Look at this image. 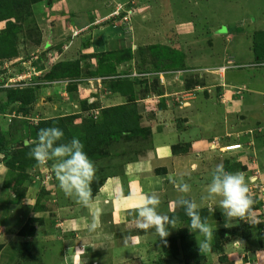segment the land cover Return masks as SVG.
<instances>
[{"label":"rangeland","instance_id":"rangeland-1","mask_svg":"<svg viewBox=\"0 0 264 264\" xmlns=\"http://www.w3.org/2000/svg\"><path fill=\"white\" fill-rule=\"evenodd\" d=\"M63 1L66 3L67 0H0V55L4 52V57L0 58V86L13 82L9 89L0 92L9 91V98L14 99L13 94L17 91L33 92L36 96L39 89L48 90L39 96L46 99L48 105L37 107L26 120L13 117L9 123L7 118L0 117V129H7V132H0V151L23 140L28 145L27 148L8 153V175L0 206L1 221L10 219L13 229L18 230L17 236L23 240L16 264H39V255L44 259L48 252L56 248L55 243L60 241V237L69 236L64 230L65 221L73 216L76 205L74 199L66 197L59 189L51 162L46 167H38L27 155L41 128L55 126L62 129L64 137L58 143H67L74 137L81 140L85 152L97 168V179L92 184L94 193L106 177L117 175L124 163L138 159L148 148V128L142 124V117L133 100L153 97L157 100V106L162 107L163 103L158 97L165 94L164 88L167 86L176 101L179 96H184L179 102L188 106L193 99L188 97V92L197 86L214 87L218 106L222 100L223 83L225 91H238L243 98L248 93L249 83L257 80L264 86V0H97V5L89 4L84 9L90 14L89 24L92 23V27L88 24L85 27L90 28L83 33L74 28L70 33L71 38L76 40L92 29L110 26L112 30L121 31L129 45L123 49L121 44H113L103 54L88 56L82 54L85 43L90 40L88 35L81 42L83 48L77 56L60 63L56 60L61 53L60 44L52 47L48 53L39 49L38 23L48 17L45 8ZM116 10L119 15L127 12L126 23L111 17ZM56 15L61 13L57 12ZM135 35L139 41L133 40ZM8 49L10 53L7 58ZM13 58L14 65H11ZM88 59L95 64L94 72L88 71ZM228 61L242 67L225 74L221 83L215 76L205 73V70ZM44 68L48 72L39 75L37 72ZM131 74L140 76L131 78ZM24 75V86L14 83ZM93 75L107 79L106 85L125 97V105L116 107L118 109H113L111 113L102 114L106 110L102 109L97 114L93 111L97 109V104L89 103L85 98L80 106L81 99L70 103L71 92L87 87V83L79 81ZM176 76L179 83L176 81L175 84L171 78ZM161 77L167 80L166 85L160 83ZM60 88L63 92H59ZM200 92H204V99L209 98L208 91ZM260 101V108L264 110V96ZM222 102L228 104L225 100ZM19 106L17 103V109L10 112L20 113ZM150 106H155V103ZM78 109L81 113L71 114L78 112ZM145 117L149 120L152 114ZM258 134L254 131L252 145L255 149H261L263 144ZM259 149L252 171L264 181V153ZM176 151L184 149L178 148ZM236 161V158L225 157V170L242 172L246 179L249 175L245 173L243 163ZM253 198L254 223L242 225L243 220H233L230 222L233 226L227 227V230L222 229L226 219L221 209H214L210 205L209 211L200 210L201 217L207 218L212 228L209 248L203 252L197 241L205 238L199 232L190 230L189 218L183 208H176L174 213L166 208L158 209L162 214L175 216L176 228H169L166 243L159 239L154 230L139 229L140 234L153 236L143 256V264H231L224 262L222 257L223 243L236 239L235 235L243 241L258 238L259 245L264 247V197L256 195ZM220 241H223L221 246ZM242 261L241 264L254 263V259L247 257Z\"/></svg>","mask_w":264,"mask_h":264},{"label":"crops","instance_id":"crops-1","mask_svg":"<svg viewBox=\"0 0 264 264\" xmlns=\"http://www.w3.org/2000/svg\"><path fill=\"white\" fill-rule=\"evenodd\" d=\"M71 1V4L67 0L66 3L63 1L59 5L51 4L48 9L45 8V11L48 10L46 11L48 17L38 23L41 40L39 49L43 53L52 51V47L60 44L62 49H60L61 53L56 60L66 63L67 59H74V56H77L78 51L83 48L81 42L84 38H88V35L90 40L85 43L86 48L83 49L82 54L100 55L113 44H121L122 48L126 49L125 47L129 45L126 36L118 29L112 30L108 25V27L92 29L79 39H72L70 33L74 28L83 33L86 28L92 27V23L89 24L90 14L84 9H87L89 4L97 5V0ZM57 12L61 15H56ZM59 18L61 20L57 21L56 19ZM88 24L89 26L85 27ZM79 27L84 28L78 29ZM133 40L139 41L136 35ZM88 60L90 62L87 64L89 65L88 71L94 72L95 64L92 62L93 60ZM11 65H14V58ZM23 65L25 66V64ZM47 72L48 70L44 68L37 73L45 75ZM160 79V83L166 85L167 80L163 77ZM171 79H174L175 84L179 81L177 76ZM20 81L25 82L26 75L19 76L16 82ZM80 82L87 83V87L85 90L76 88L74 92H71L70 103L73 104L76 99H81L80 106L82 99L85 98L89 103L97 104V109L93 110L97 114L102 109L125 105V97L121 93L111 90V87L106 85L107 79L93 75L80 80ZM11 83L13 82L0 86V90L9 89ZM223 87L220 98L227 101V105L223 104L221 100L217 106L214 87L204 88L208 91V99L202 97L204 92L197 93L186 107L179 106L174 94L167 90V86L164 88L165 94L158 97L163 103L162 107L157 106V100L153 97L133 100L136 110L142 117V124L149 131L148 148L138 159L124 163L117 175L106 177L102 181L93 193L94 207L91 210L78 204L74 205L73 216L65 221L64 230L69 236L62 239L60 237V241L55 243L56 248L48 252L44 259L39 255V264H143L145 260L143 256H145L148 243L153 236L142 235L138 232L135 209L139 203L140 195L144 193L157 194L161 200L159 209L166 208L167 211L173 212L169 205L179 194L176 192L172 180L183 177L185 182L191 185L188 197L201 204L200 210H208L210 205H213L214 209H220L218 207L219 198L216 203H213L209 200L201 201V196L206 195L205 189L211 182L213 169L217 164H223V159L227 156L236 158L237 163H243L245 173L249 175L246 181L253 196H262L253 191L252 182L263 185L264 181L259 175L255 176L256 173L252 171L255 164L254 159L258 154L257 149H259L257 146L255 149L252 144L253 134L256 131L259 133L258 139H262L263 142L259 150L262 154L264 153V110L260 108V99L264 96V86L257 80L249 83L248 93L244 98L238 91L236 93L225 91L224 83ZM46 91L48 90L39 89L35 96L37 103L32 109L27 110L28 115L13 110L10 112L11 109H17V103H15L6 113L7 115H0V117L7 118L9 123L14 118L26 120L29 118V114H34L37 107L48 105L46 99L39 97ZM59 92H63V89L60 88ZM6 94L5 91L0 92V107L7 102ZM241 96L242 98L239 99ZM152 103H155V106H150ZM236 103L238 106H235ZM79 113H81L79 109L78 112H71L72 115ZM150 114L152 117L147 120L145 116L149 117ZM75 122L74 125H76ZM3 131L7 132V129H0V132ZM211 142H217L219 148L240 145L242 151L229 154L211 151L209 149ZM19 143L21 142H15L14 145L18 146ZM178 148H183L184 151L175 152ZM251 155L253 158H250ZM7 175L6 159L0 152V206L1 201L4 200L3 186ZM96 209L100 210V226L96 231L90 232L88 225L91 222V214ZM245 223L246 221H243L241 224L246 225ZM232 226L233 224H231ZM227 227L229 226L224 225L222 229L227 230ZM16 231L13 229L10 219H5L2 222L0 218V264H16L17 262L23 240L17 236ZM235 236L236 239L230 240L229 243H226L228 241L223 243L224 262L241 264L242 259L247 257L254 259L253 264H264V247L259 245L258 238L254 240L251 237L249 241H243L239 239L240 237ZM221 242L223 241H220V246Z\"/></svg>","mask_w":264,"mask_h":264},{"label":"clouds","instance_id":"clouds-1","mask_svg":"<svg viewBox=\"0 0 264 264\" xmlns=\"http://www.w3.org/2000/svg\"><path fill=\"white\" fill-rule=\"evenodd\" d=\"M63 137L64 132L58 127L41 128L37 133V140L33 142L34 146L27 155L38 167H46L51 162L58 187L64 195L91 210L94 207L92 184L97 179L96 165L85 152L81 140L74 137L67 143H58ZM172 183L179 195L170 203V210L175 212L176 208L184 209L189 218L190 230L193 233L199 232L205 238L203 241H197L200 251L203 252L209 248L212 228L207 223V218L200 215L201 204L188 197L191 185L185 182L183 177L173 179ZM205 192L206 195L201 196V201L210 200L216 203L219 198L218 207L226 219V226L230 227L233 220L248 223L256 220L253 194L242 172H229L223 164H217ZM160 205L161 200L157 194L140 195L135 209L136 225L143 231L154 230L159 239L166 243V238L170 235L169 228H176L177 220L174 215L159 212ZM99 226L100 210L96 209L91 214L88 230L94 232Z\"/></svg>","mask_w":264,"mask_h":264},{"label":"built area","instance_id":"built-area-1","mask_svg":"<svg viewBox=\"0 0 264 264\" xmlns=\"http://www.w3.org/2000/svg\"><path fill=\"white\" fill-rule=\"evenodd\" d=\"M118 10L113 12L111 17L112 18L116 17V19H119L121 21V23H126L128 20V18L126 17L127 12L125 14L119 15ZM241 67H242L241 65H239L238 63H236L234 61H228L227 63H225L221 66H217L211 70H205V73L215 76V78L219 81H223L225 74H227L230 71L237 70ZM130 76H131V78H134V77H138L140 75L131 74ZM28 77L30 78V76H28ZM14 83H17V82H14ZM18 83H21L22 84L21 86H24L23 84L26 82H18ZM203 90H205L203 87L197 86L193 91L188 92L187 95H188V97H191L194 99L196 97V94L199 93V91H203ZM177 96L178 95H176V97ZM183 99H184V96H179V99L176 102L179 103L180 106H186L187 105L186 103L179 102L180 100L182 101ZM222 101H223V99H222ZM209 149L211 151H219L220 153H224V154L236 153V152L242 151L240 145H231V146H225L223 148H219L217 142H211ZM252 185H253V191L260 193L262 196H264V186L262 184H255V182H252Z\"/></svg>","mask_w":264,"mask_h":264},{"label":"trees","instance_id":"trees-1","mask_svg":"<svg viewBox=\"0 0 264 264\" xmlns=\"http://www.w3.org/2000/svg\"><path fill=\"white\" fill-rule=\"evenodd\" d=\"M10 50L12 51V48ZM10 50L9 49L7 50V52H8V55H6L7 58L9 56ZM3 54H4V52H2V54L0 55V58L4 57V56H2ZM6 95H7V102L5 105L0 107V115H2V116L6 115V113L10 111V109L12 108V106L15 103H18L20 105L19 107H21L20 111L22 114H25V110L27 111L28 109H31L32 107H34V105L36 103V98H35L33 92H26V91L14 92L13 97H12L14 99L9 98V91ZM113 109H118V108L106 109V110L102 111V114L103 113H111ZM148 137H149V131H148ZM27 147H28L27 143H25V141H22L21 143H19L18 146L17 145L16 146H9L7 148H4L2 151H0L5 156L6 165L8 163V153L9 152H14L17 149H22V148L24 149ZM176 150H175V152H176Z\"/></svg>","mask_w":264,"mask_h":264}]
</instances>
